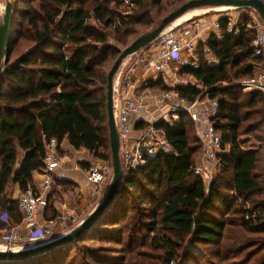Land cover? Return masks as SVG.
<instances>
[{"label": "trees", "instance_id": "1", "mask_svg": "<svg viewBox=\"0 0 264 264\" xmlns=\"http://www.w3.org/2000/svg\"><path fill=\"white\" fill-rule=\"evenodd\" d=\"M128 1H11L12 43L0 89V214L7 213L11 224L23 218L14 190L35 186L33 174L44 166L50 139L111 161L107 85L124 50L118 45L126 48L148 33L127 45L137 25L153 27L191 0ZM248 18L242 15L230 29L231 16H222L219 33L199 41L196 66L181 71L192 80L174 88L189 102L205 90L217 99L213 120L226 151L209 186L194 171L203 147L191 137L194 121L187 113L173 123L161 120L156 126L172 151L128 172L115 202L90 231L51 253L0 264H186L201 256L191 248L218 264H264V93L240 85L256 78L264 54L252 47L256 32L247 30ZM142 87L170 90L162 79H148ZM147 124L140 120L136 126ZM253 139L258 145L247 147ZM56 183L45 219L59 213L54 195L77 186L70 179ZM144 231L149 240L140 243ZM74 249L79 256H71Z\"/></svg>", "mask_w": 264, "mask_h": 264}, {"label": "built area", "instance_id": "2", "mask_svg": "<svg viewBox=\"0 0 264 264\" xmlns=\"http://www.w3.org/2000/svg\"><path fill=\"white\" fill-rule=\"evenodd\" d=\"M249 9L247 30L253 29L256 32L252 47L256 54H264V21L256 10ZM222 16L224 15L218 17L215 22V32L219 33V20ZM236 25L237 22L231 18L230 29ZM198 40V34L186 25L166 30L151 44V49L138 56L136 62L126 71L125 78L129 80L127 84H132L131 77H137L139 81L137 70L141 67L143 69L141 79L156 78L155 73H158L168 82L173 74V72L170 73L173 66L175 67L174 74L179 71L177 66L180 69L186 65L196 66ZM208 57L212 59V54L208 53ZM142 82L141 80V84ZM240 85L244 91L260 90L264 93V74L260 78L245 79ZM115 92H117L116 89L114 91V112L120 136L121 159L126 174L144 167L148 159L155 158L160 153H170L172 149L167 136L162 129L156 126V123L161 120L173 123L180 119L182 113H187L195 123L199 124L197 136L203 144L201 155L194 169L195 174L202 176L205 182L211 183L214 172L219 167V155L226 151L222 136L213 120L218 107L216 98L208 95L206 101L198 98L189 102L182 98L175 89L157 91L143 87L137 89L132 97H127L119 91L117 94ZM151 97L158 99L157 103L165 105L166 109L156 121L148 123L143 128H134L130 124L131 114L148 111L151 107L149 102ZM205 103L207 106L203 108L202 105ZM137 132L138 134L134 135ZM60 149H62V143L60 144L57 139L52 138L46 142L44 166L36 171L42 176L41 182L21 191L18 198L23 213L21 223L11 224L7 213L0 214V228L3 230L1 234L3 241L0 248L17 249L20 247L21 240L26 237L40 240L50 239L62 233L63 230L69 231L83 221L82 213L73 212L67 208H62L56 218L45 219V224L39 221L40 215L43 216L44 210L49 205L57 180L63 179L57 176V169L63 165ZM112 176V167L102 159L91 163L86 168L90 199L88 203L90 201L92 203V200L99 197L104 186L109 185ZM53 202L58 205L59 200L55 197Z\"/></svg>", "mask_w": 264, "mask_h": 264}, {"label": "water", "instance_id": "3", "mask_svg": "<svg viewBox=\"0 0 264 264\" xmlns=\"http://www.w3.org/2000/svg\"><path fill=\"white\" fill-rule=\"evenodd\" d=\"M228 6L232 8H251L258 12L264 21V1L263 0H191L179 9L173 11L150 32L138 37L132 44L124 48L108 75L107 85V108L109 133L112 151L113 176L107 187L103 198L96 207L83 219L77 226L65 233L57 234L55 237L45 240H39L35 243L25 245L19 249L0 248V262L24 261L51 253L61 249L82 238L98 222L106 209H108L116 200L121 184L126 177L120 152V136L117 128L114 112V91L116 77L121 69L124 60L152 44L166 30L171 29V25L189 10L200 7H219ZM13 4L6 0L5 13L3 21L0 24V89L2 86L5 65L8 62L9 50L12 43L13 33Z\"/></svg>", "mask_w": 264, "mask_h": 264}, {"label": "rangeland", "instance_id": "4", "mask_svg": "<svg viewBox=\"0 0 264 264\" xmlns=\"http://www.w3.org/2000/svg\"><path fill=\"white\" fill-rule=\"evenodd\" d=\"M9 1L11 2V1H13V0H9ZM120 1L123 2V5H127V4L129 3L128 0H120ZM5 6H6V0H0V13H2V14H0V24H1L2 21H3V16H4V13H5ZM1 7H2V8H1ZM204 8H209L208 11H207L206 13H203V14H201V15L195 16V17H193L192 19H190V20H188L187 22H185V23L182 24V25H184V26H185V25H186V26H189V27L193 30L194 33H197V34H198V37H199L198 43H199V41H202V42L206 41V39L209 38L210 34H211L213 31H215V29H216V28H215V22H216L217 18L220 17L221 15L228 14L229 16H231L232 20H234L235 22H238L239 19H240V17H241L242 15H248L249 12H250V9H249V8H246V9H245V8H239V9H238V8H231V9H228V10H225L224 12H222V11H217V10L215 11L213 8L210 9V7H200V9H204ZM196 9H199V8H196ZM161 18H162V17H161ZM161 18H160V20H159V21H158L153 27H150V28H146V26L143 25V24H139V25H137L136 28L138 29L139 32H138L135 36H133L134 38H132L131 41H130L127 45H129V44H130L134 39H136L138 36H140V35L146 33L147 31L149 32V31H151L153 28H155V27L159 24V22L161 21ZM182 25H179V26H177V27H178V28H179V27H182ZM118 46H119V48H120L121 51L125 48V46H123V45H118ZM151 46H152V45L150 44L149 46L142 48L141 50L137 51L136 53L132 54L131 56L127 57V58L124 60L122 66H121V69H120V71H119L120 75H121V73H122V81H121V84H120V88H118V87L115 88L116 91H117V92H115L116 94L118 93V91L121 92V90L124 88V86H126V87L129 86V85L127 84V82H129V80H127V78H125V73H126V71L132 66V64H134V63L136 62L138 56L143 55V53L149 51V50L151 49ZM26 50H27V49H26ZM26 50H25V51H26ZM17 54H18V51L15 52V53L13 54L12 59H14V58L16 57ZM196 56L198 57L197 54H196ZM197 59H198V58H197ZM124 64H125V65H124ZM177 67H178V69H179V71H178L177 74H174V73H175V67H174V66L172 67V71H170V73L173 72V74H172L171 78H169L168 82L165 81V80L162 78V76L158 75V73H157V74L155 73V77H156V78H148V79H154V80L162 79V81L170 87V90H167V91H171V90H173L177 85L192 80V77H191L190 75L187 76V75L181 73V71H182L183 68L180 69L179 66H177ZM256 71H257L256 78H257V77L260 78V76L264 74V67L257 68ZM119 73H118L117 77L119 76ZM136 78H137V77H131V82L134 81V80H136ZM139 79H141V78H139ZM148 79H147V80H148ZM141 80H142L143 82H142V84H140L141 82H139L140 86L138 87V89L142 88L144 82L146 81V80H143V79H141ZM115 87H116V86H115ZM126 87H125V88H126ZM155 90L160 91V90H164V89L157 88V89H155ZM134 93H136V91H135ZM208 95H209L208 91H207V92H204V94H203V96H202V98H203L204 101H206V98H207ZM203 106H204V107H203ZM206 106H207V103H205L204 105H202L203 108H206ZM159 116H160V115H159ZM106 127H107V130H108V133H109V124H108V121L106 122ZM198 128H199V124L194 122L193 129H192V131H191V137H192V138H193V134L197 136ZM197 137H198V136H197ZM254 144L258 145V143L253 139L252 142L247 143L246 146H247V147H251V146L253 147ZM111 152H112V151H111ZM76 154H77V153H76ZM110 155H111V154H110ZM78 156H79L80 159L82 158V159H81L82 161L87 160V159H90V161H91L90 163H95V162H97V161H100V159L93 158V157L91 156V154H89V155H85V154L79 153ZM111 157H112V156H111ZM103 161H104V160H103ZM104 162H106L108 165H110V166L112 167V158H111V161H110V162H107V161H104ZM112 169H113V167H112ZM259 172H260V171H259ZM218 173H219V167L216 168V170H215V172H214V177H215L216 175H218ZM214 177H213V178H214ZM213 178H212V179H213ZM87 182H88V181H87ZM206 185L209 186V182L206 181ZM106 186H107V185H106ZM107 187H108V186H107ZM107 187L104 186V189H103V190L101 191V193L98 195L99 197H98L97 199H95V200H92V201H93V203H92V204H93V208H92V209H89V211L87 212V214L90 213V212L96 207V205L98 204V202L103 198V196H104L105 193H106ZM74 191H75V190H73V191H71V190H70V191H67V194H72ZM87 196H88V198H89V195H87ZM57 197H58V199H59V196H58V195H57ZM100 198H101V199H100ZM59 200H60V199H59ZM89 200H90V199H89ZM92 204H91L89 207H91ZM82 215H84L83 218H85L86 213L83 212ZM56 235H57V234H56ZM251 237H255V236L252 235ZM139 238H140V243L149 240L148 237H147V233H146L145 231L142 232V234L139 235ZM41 239H43V238H41ZM24 240H25V239H24ZM24 240H21L22 243H21V242H20V243L23 244V243H24ZM2 241H3V239H2V235L0 234V244L2 243ZM88 245H91L92 247H93V246H94V247H97V246L100 245V243H93V244H92V243H89ZM144 249H146V248H144ZM251 249H252V248H251ZM191 250L194 251V252H196V253H199V255H201V256H200V259H198L196 262L191 261V260H188V261L186 262V264H218L216 261H214V259H213L211 256H209V255L206 254V253H203V251H201V250H197V249H195V248H191ZM249 251H250V250H249ZM75 253H76V254L78 253L77 256L80 255V252H79V251L76 252L75 249H74V250L72 251L71 256H72V257L75 256ZM112 254H113V255H117L116 252H112ZM77 256H76V257H77ZM78 260L80 261L81 258L79 257ZM171 264H178V263L175 262V263H171Z\"/></svg>", "mask_w": 264, "mask_h": 264}, {"label": "crops", "instance_id": "5", "mask_svg": "<svg viewBox=\"0 0 264 264\" xmlns=\"http://www.w3.org/2000/svg\"><path fill=\"white\" fill-rule=\"evenodd\" d=\"M2 14V13H0ZM137 75L139 76V78L141 77L142 73H143V69L142 67L139 68L137 70ZM153 75V74H151ZM139 81L134 80L132 82L131 85H129L128 87L124 86V88L121 90V94H124L127 97H132L134 92L138 89V87L140 86L139 82H141V79H139ZM122 81V73L119 76L116 77V82H115V88H120V84ZM126 87V88H125ZM157 100L155 97H151L149 99V102L151 104V107L148 111L145 112H141V113H132L130 116V124L136 128L137 123L140 120H144L147 123H151L154 122L158 119L159 115L166 109V107H164L165 105L162 104H158ZM138 129V127H137ZM138 134L135 133L134 135ZM77 153V154H76ZM82 153L85 155H89L90 151H88L87 149H81V150H77L75 148H73L67 140L63 141L62 143V151H61V156L63 159V165L62 167L57 169V176L58 178H63L60 180H64V179H70L73 182H75V184H77V186L75 187V191L72 194H67L66 191H62V193L54 195L53 199L58 195V197H56L59 200L58 205L55 204L56 209L58 210V212L62 209V208H67L70 209L73 212H80L86 213V216L89 214H87V212L89 211V209L93 208V202L91 203V201L88 203L89 198H88V190H89V183L87 182V178H86V168L82 167V163L83 162H91L90 159L84 160L82 161L78 154ZM33 178H34V184L38 185L41 182V174L34 172L33 174ZM58 184L56 183L55 186H57ZM55 190V189H54ZM58 190L60 191V187L58 186ZM21 193V190L19 188V186H16L15 190H14V199H18L19 195ZM88 203V205H87ZM91 207H88L89 205H91ZM40 223L45 224V218L40 215L39 218ZM25 232L27 233V230H25ZM67 232V230H63L62 233ZM3 233L2 228H0V234ZM25 239V240H24ZM24 243L19 244L20 247H18L17 249L24 247L25 245L28 244H32L30 241L32 239H30L29 237L24 238ZM35 243V242H33Z\"/></svg>", "mask_w": 264, "mask_h": 264}, {"label": "bare ground", "instance_id": "6", "mask_svg": "<svg viewBox=\"0 0 264 264\" xmlns=\"http://www.w3.org/2000/svg\"><path fill=\"white\" fill-rule=\"evenodd\" d=\"M2 8V7H1ZM232 7L228 6H219V7H214L213 9L216 11H225L228 9H231ZM209 8H204V9H192L189 10L187 13L182 15L180 18H178L170 27H177L179 25H182L183 23L187 22L188 20L192 19L195 16L201 15L203 13H206ZM211 9V8H210ZM125 65V64H124Z\"/></svg>", "mask_w": 264, "mask_h": 264}]
</instances>
